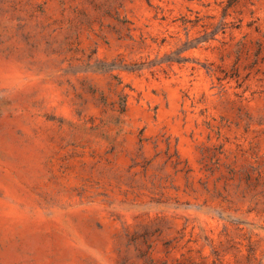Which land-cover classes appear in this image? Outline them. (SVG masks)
<instances>
[{"label": "rangeland", "instance_id": "1", "mask_svg": "<svg viewBox=\"0 0 264 264\" xmlns=\"http://www.w3.org/2000/svg\"><path fill=\"white\" fill-rule=\"evenodd\" d=\"M0 264H264V0H0Z\"/></svg>", "mask_w": 264, "mask_h": 264}]
</instances>
